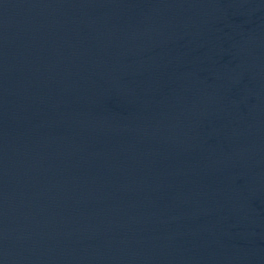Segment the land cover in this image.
<instances>
[{
    "label": "water",
    "instance_id": "water-1",
    "mask_svg": "<svg viewBox=\"0 0 264 264\" xmlns=\"http://www.w3.org/2000/svg\"><path fill=\"white\" fill-rule=\"evenodd\" d=\"M0 264H264V0H0Z\"/></svg>",
    "mask_w": 264,
    "mask_h": 264
}]
</instances>
